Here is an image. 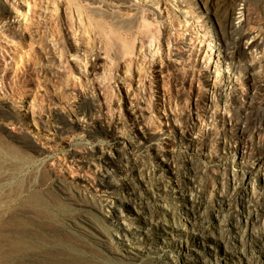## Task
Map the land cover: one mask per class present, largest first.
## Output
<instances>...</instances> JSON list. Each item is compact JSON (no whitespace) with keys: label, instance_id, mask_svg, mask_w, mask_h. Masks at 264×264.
<instances>
[{"label":"rangeland","instance_id":"1","mask_svg":"<svg viewBox=\"0 0 264 264\" xmlns=\"http://www.w3.org/2000/svg\"><path fill=\"white\" fill-rule=\"evenodd\" d=\"M7 2L25 34L0 0V264H187L196 252L194 264H264V0ZM206 17L228 23L226 59L205 45ZM98 145L120 148L107 168L93 166ZM100 175L118 187L120 221ZM148 207L189 229L160 249L157 228L134 245L120 229L145 226Z\"/></svg>","mask_w":264,"mask_h":264},{"label":"bare ground","instance_id":"2","mask_svg":"<svg viewBox=\"0 0 264 264\" xmlns=\"http://www.w3.org/2000/svg\"><path fill=\"white\" fill-rule=\"evenodd\" d=\"M8 1V0H7ZM7 1H5V0H3V6H4V9L6 10V12H7V18L8 19H14V20H17V21H19L18 23L19 24H17V28H16V30L18 31L17 32V35L18 36H24V32H23V29H24V27L21 25V21H20V18H22L23 16H25V12L24 13H22V11L20 10V9H17V8H14L12 5H10ZM96 1V0H95ZM187 1V0H186ZM132 2V1H131ZM179 2V1H178ZM99 4L101 3V1L100 2H98ZM151 3V2H150ZM103 4V3H102ZM101 4V5H102ZM147 4V3H146ZM154 4V3H153ZM183 4V3H182ZM181 4V5H182ZM91 5V4H90ZM93 5V4H92ZM97 5V4H96ZM95 5V6H96ZM100 5V6H101ZM132 5V4H131ZM29 6V5H28ZM99 6V5H98ZM99 6V7H100ZM105 6H106V4H105ZM135 6V5H134ZM152 6V5H151ZM177 6H178V4H177ZM77 7V6H76ZM99 7H96V9L97 8H99ZM103 7H104V5H103ZM107 7V6H106ZM112 7V6H111ZM110 6H109V9L111 8ZM124 7V6H123ZM135 7H137V6H135ZM152 7H154V6H152ZM185 7V6H184ZM66 8H68V7H66ZM70 8V7H69ZM90 8H92V7H90ZM108 8V7H107ZM121 8V7H120ZM125 9L126 8H128V7H124ZM130 8H131V6H130ZM137 8H139V7H137ZM182 8H183V5L182 6H180V8L178 9V10H176L179 14H183L184 13V11H182ZM32 9H34V8H32ZM31 9V10H32ZM78 9H80V8H78ZM93 9H94V7H93ZM93 9H90V10H93ZM115 9V8H114ZM119 8H117V10H118ZM129 9V8H128ZM127 9V10H128ZM131 9H133V8H131ZM141 9V8H140ZM27 10H28V14H30V8H27ZM99 10H100V8H99ZM98 9L97 10H95V12L97 13L98 11H99ZM112 10V9H111ZM110 10V11H111ZM135 10V9H134ZM136 10H138V9H136ZM155 10V9H154ZM24 11V10H23ZM67 11V10H66ZM88 11V10H87ZM101 11V13H103L102 11H103V9H101L100 10ZM99 11V12H100ZM114 11V10H113ZM129 11V10H128ZM132 11V10H131ZM243 11V10H242ZM105 12H106V10H105ZM119 12H120V10H119ZM119 12H117L118 14H115L114 12V14H115V16L116 15H118L119 17H120V15L122 14L123 15V13H120V15H119ZM133 12V11H132ZM35 13V12H34ZM78 13V12H77ZM76 13V14H77ZM128 13V12H127ZM134 13V12H133ZM153 13V12H152ZM192 13V12H191ZM33 14V13H32ZM32 14H31V16H32ZM99 14V13H98ZM112 14V13H111ZM113 14V15H114ZM139 14H140V12H139ZM160 14H161V12H160ZM185 14V13H184ZM207 14L208 15H210V16H212L211 15V12L209 11H207ZM233 14V13H232ZM242 14H244V13H242ZM241 14V15H242ZM33 15H36V14H33ZM78 15H79V17H80V14L78 13ZM83 15V14H82ZM104 15H105V13H104ZM108 15V14H107ZM127 15V14H126ZM132 15V14H131ZM137 15V14H136ZM216 15V14H215ZM234 15V14H233ZM30 16V15H29ZM140 16V15H139ZM165 16V15H164ZM230 16V15H229ZM28 17V16H27ZM117 17V16H116ZM132 17V16H131ZM136 17L137 16H135V19H136ZM168 17V16H167ZM82 18V17H81ZM121 18H122V16H121ZM125 17H123V19H124ZM128 18V17H127ZM161 18V17H160ZM163 18V17H162ZM207 19H208V21L206 22L207 23V28L209 29V31H211V32H214V34L212 35L211 34V36H208L207 35V37H211V38H213V40H211V42H209V43H207V44H205L206 46H208V47H213V48H217V50L219 51V56H218V58L217 59H220V60H222V59H226L227 57H228V54H227V51L230 49V44L231 43H233V42H231L230 43V38H231V36L229 37L228 35H227V32H226V30H227V26H228V23H227V25L225 24V26L222 24L221 25V23L218 21V19H215L214 20V22L216 23L217 22V24H219L218 25V27H216V24L213 22V20L210 18V17H206ZM220 18V17H219ZM241 18V17H240ZM116 19V18H115ZM129 19V18H128ZM134 18H133V20H134V25L136 24V22L135 21H137V20H135ZM138 19V18H137ZM25 20V19H24ZM23 20V21H24ZM116 20H118V19H116ZM125 20V19H124ZM129 20H131V19H129ZM221 20V19H220ZM227 20V19H226ZM26 21V20H25ZM30 21V20H29ZM69 21V20H68ZM115 21V20H114ZM119 21H121V20H119ZM119 21H117V23L119 22ZM127 21V20H126ZM125 21V22H126ZM143 21H145V19L143 20ZM148 21V20H147ZM162 21V20H161ZM242 21V20H241ZM80 22V21H79ZM131 22V21H130ZM129 22V24H130V26H131V23ZM138 22H139V20H138ZM229 22V21H228ZM115 23H116V21H115ZM120 23V22H119ZM124 23V22H123ZM122 23V24H123ZM128 23V22H127ZM147 23V22H146ZM145 23V24H146ZM79 24V23H78ZM148 24V23H147ZM27 25H29V24H27ZM117 25V24H116ZM116 25H114V26H116ZM126 25H128V24H126ZM232 25V24H231ZM70 26V25H69ZM119 26H121V25H119ZM133 26V25H132ZM26 28H27V26H25ZM29 27V26H28ZM124 27V26H123ZM127 27V26H126ZM115 28V27H114ZM118 28V27H117ZM116 28V29H117ZM233 28V27H232ZM29 29V28H28ZM115 29V30H116ZM119 29V28H118ZM124 30V29H123ZM126 30V29H125ZM233 30V29H232ZM27 30L25 29V32H26ZM29 31V30H28ZM105 31V30H104ZM119 31H120V29H119ZM121 31H122V29H121ZM198 31V30H197ZM118 32V31H117ZM116 32V33H117ZM229 32V31H228ZM262 32V31H261ZM230 33H231V30H230ZM15 34V33H14ZM30 34V33H29ZM195 34V33H194ZM231 34H233V33H231ZM247 34V33H246ZM260 34V33H259ZM234 35V34H233ZM232 35V36H233ZM251 35V34H250ZM192 36V35H191ZM197 36V35H196ZM215 36L216 37H219L218 39H215ZM194 37V36H193ZM201 37H206V36H201ZM248 38V37H247ZM217 40H220L221 42L220 43H217ZM233 40V39H232ZM256 40V39H255ZM254 40V41H255ZM116 41V40H115ZM119 41V40H118ZM194 41V40H193ZM251 41H252V39H251ZM191 42V41H190ZM124 44V43H123ZM249 43H247V45H248ZM114 45V44H113ZM112 45V46H113ZM115 45H119V42L117 43V44H115ZM239 45H241V44H239ZM250 45V44H249ZM248 45V46H249ZM255 45V44H254ZM253 45V46H254ZM120 46V50H121V45H119ZM118 46V47H119ZM218 46H220V48H218ZM231 46H232V44H231ZM238 46V45H237ZM247 46V48H249V47H251V46H249L248 47ZM116 47V46H115ZM117 47V48H118ZM246 47V46H245ZM255 47V46H254ZM114 48V47H113ZM122 48H124V46L122 47ZM241 48V47H240ZM245 49V48H244ZM252 49V48H251ZM106 50V49H105ZM125 49H123V51H124ZM240 50V49H239ZM249 50H250V48H249ZM118 51V50H117ZM241 51V50H240ZM240 51H238V52H240ZM245 52V51H244ZM215 53V52H214ZM125 55V54H124ZM241 55V54H240ZM115 56V55H114ZM116 56H117V59H119L118 58V56L119 55H117L116 54ZM120 57H121V55H120ZM124 57V56H123ZM177 57H178V55H177ZM101 58V57H100ZM102 59V58H101ZM120 61V60H119ZM228 63V62H227ZM229 65V64H228ZM236 63L235 62H233V64L230 66L231 67V69L232 70H236ZM96 66H95V64L94 65H92V69L93 68H95ZM242 67V68H241ZM241 67L239 68V72H237V74H241L242 75V73H244V74H246V75H250V74H248V70H246L245 68H246V66H243L242 64H241ZM254 67V66H253ZM238 68V67H237ZM256 68V67H255ZM254 70H256V69H254ZM236 72V71H235ZM228 73H229V71H228ZM232 74V76H233V73H231ZM237 74H234V79L235 80H237L235 77H236V75ZM253 76V75H252ZM254 77V76H253ZM229 79V78H228ZM253 80H254V78H253ZM255 81V80H254ZM236 82V81H235ZM236 83H238V82H236ZM255 83H256V81H255ZM223 88V87H222ZM225 88V87H224ZM223 88V89H224ZM238 88V87H237ZM225 89H228L227 87L225 88ZM233 89V88H232ZM53 90H54V88H53ZM33 103H35L34 101H32ZM14 105V104H13ZM32 105V104H31ZM35 105V104H34ZM30 107V106H29ZM33 107V106H32ZM16 108V107H15ZM25 109H26V107H25ZM24 109V110H25ZM27 110V109H26ZM136 110V109H135ZM138 110V109H137ZM28 111H29V113L31 114V116L34 118V117H38V116H36V111H35V113H34V111H33V109L32 108H28ZM27 111V112H28ZM137 112V111H136ZM73 115H77V114H73ZM142 115V114H141ZM68 116H70V114L68 115ZM78 116V115H77ZM169 117L170 116H167V120H169ZM32 118V119H33ZM38 118H40V117H38ZM67 118H69V117H67ZM131 118H132V120H133V125H134V128H135V133H136V136L139 138V139H143V140H145V141H147L148 139H149V137H150V133H149V129L148 128H144L143 126H142V121L141 120H139L140 119V117L137 115V113H135V111H133L132 112V116H131ZM35 120V119H34ZM33 120V121H34ZM37 120V119H36ZM73 121V120H72ZM69 122V121H68ZM81 119H78V118H75V120H74V125H76V126H79V127H81V125L83 124V122H82V124H81ZM36 123L38 124L39 122H37L36 121ZM44 123V122H43ZM46 125V124H45ZM139 125H141L139 128H138V126ZM38 126V125H37ZM47 126V125H46ZM83 126H84V124H83ZM48 127V126H47ZM103 128V127H102ZM41 129V128H40ZM62 129V128H61ZM51 130V129H50ZM40 131H42V130H40ZM52 133V132H51ZM166 133V131H164V134ZM89 134V133H88ZM47 135V134H46ZM53 135V134H52ZM120 137V136H119ZM47 138H48V136H47ZM114 139H118V137H113ZM166 138H168V137H166ZM165 138V139H166ZM53 139H54V137H53ZM102 139V138H101ZM187 139H189V138H187ZM47 140V139H46ZM191 141L192 140H188V143L190 144V145H192L191 144ZM42 142V141H41ZM40 142V143H41ZM43 143V142H42ZM95 144V143H94ZM117 144L119 145V146H123V145H126L127 143H126V141H124V138H120L119 139V141L117 142ZM41 145V144H40ZM43 145H45V144H43ZM42 145V146H43ZM101 145V144H100ZM46 146V145H45ZM47 147V146H46ZM94 147V146H93ZM96 147V146H95ZM45 148V147H44ZM117 148V147H116ZM47 149V148H46ZM95 151H94V153L95 154H97V163H93V166L94 167H100V168H107V166L106 165H112L113 163H114V154H113V150H116V151H118V150H120V148L118 149H112L111 147H110V149H108V148H106V147H104V146H97V148L96 149H94ZM90 152V151H89ZM246 152L244 151V154H245ZM94 154V155H95ZM81 155V154H80ZM87 155V154H86ZM203 155V154H202ZM82 156V155H81ZM96 158V157H95ZM244 158V157H243ZM242 158V159H243ZM264 159V158H263ZM94 160V159H93ZM82 161H84V160H82ZM90 161V160H89ZM93 162V161H92ZM106 164V165H105ZM90 168V167H89ZM80 169V168H79ZM99 170V169H98ZM107 170V169H106ZM105 175V174H104ZM104 175H100V178H99V181H97V183H96V189H97V192H99V191H101V190H103V192L104 193H107V194H109V199H103V202H104V204H105V207L110 211V213H111V216H112V219H113V221H120V220H122L125 216H124V214L122 213V209H121V203H122V200H120V198L119 197H117V195L119 194L118 193V187L116 186V185H108L107 184V182L105 181V176ZM108 176V175H107ZM97 178H98V176H97ZM85 179H87V178H85ZM96 179V178H95ZM89 180V179H88ZM85 181V180H84ZM87 181V180H86ZM90 182V181H89ZM127 186H129V185H127ZM132 186V185H131ZM130 186V187H131ZM95 187V186H94ZM93 187V188H94ZM176 188L177 187H174V185L173 186H170V195L172 194V193H174V192H176L177 190H176ZM178 188H181V184L179 183L178 184ZM136 194V193H135ZM192 198H184V201L185 202H187V203H189L190 204V202H192ZM103 204V205H104ZM102 205V206H103ZM149 205V204H148ZM159 208L160 209H162L163 207L161 206V205H159ZM186 208H188V205L186 206ZM147 212L150 214V215H152V219H150L148 222H145V226H141V225H139V223H136V222H134V221H130V222H128V223H124L123 225V227L120 229L123 233L122 234H124V237H128V236H131L132 237V239H133V241L134 242H132L134 245L135 244H137L138 243V241L140 240H142V237H145L146 236V233H148L147 231L148 230H153L154 228H157V230L158 231H160V235H163V237H162V239H161V243H159L160 245L158 246V248L160 249L161 247H164V243H166L165 242V239H166V236L165 235H172V236H174L173 234H174V232H179V233H181V232H184V231H186V230H188L189 229V227L187 226V224L185 223V222H183V220H181L180 218V220L181 221H179L177 224H171V223H166L165 222V224L164 225H161L160 224V220H156V219H154V216H156L157 218H160V217H162L163 216V214L162 213H160V211L158 210V209H156V208H154V207H148V209H147ZM144 214H145V212H144ZM187 214V213H186ZM202 215V214H201ZM194 217L195 218H197L196 217V214L194 215ZM135 219H139L138 217H136ZM127 220V219H126ZM186 221H188V220H186ZM190 225H191V228H193V226H194V224H195V219H194V221L193 220H190ZM192 232H193V230H191ZM199 231V230H198ZM205 232V231H204ZM165 233V234H164ZM200 233V232H199ZM202 234H203V232H202ZM139 236L141 237V238H139ZM204 238V237H203ZM205 239V238H204ZM134 249H136V250H142V249H144V248H142V249H140L139 247H136V246H134ZM156 250H158V249H156V248H154V247H150L149 249H145L144 251H142L141 253H146L147 255H149V254H153V253H155L156 252ZM199 256H200V254H199V252H196L194 255H186L185 257H184V262L185 263H187V264H194V263H197V262H199Z\"/></svg>","mask_w":264,"mask_h":264}]
</instances>
